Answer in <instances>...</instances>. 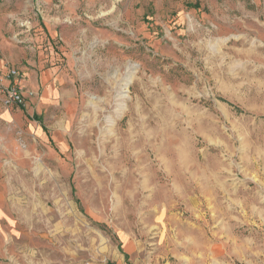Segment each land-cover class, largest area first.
<instances>
[{
    "label": "rangeland",
    "instance_id": "obj_1",
    "mask_svg": "<svg viewBox=\"0 0 264 264\" xmlns=\"http://www.w3.org/2000/svg\"><path fill=\"white\" fill-rule=\"evenodd\" d=\"M0 15L61 97L36 111L10 67L25 103L0 118V264H264V0Z\"/></svg>",
    "mask_w": 264,
    "mask_h": 264
},
{
    "label": "crops",
    "instance_id": "obj_2",
    "mask_svg": "<svg viewBox=\"0 0 264 264\" xmlns=\"http://www.w3.org/2000/svg\"><path fill=\"white\" fill-rule=\"evenodd\" d=\"M11 28L10 24L8 25V19H4L3 16L0 15V77L2 78L11 66L13 67L15 64H22L21 69L23 76L21 78L20 86L22 85L27 95H31L30 103L28 104L36 103L35 107H33L36 111H40L44 107H53L55 102L61 99L56 88V81H58V78L54 80L53 73L50 70L45 69L40 72H36L31 69L33 66L36 67V63L31 59V57L28 58L25 54L18 55L15 43L9 42L6 38V34L11 32ZM2 84L7 86L8 81L3 80ZM52 90H56V96L50 93ZM67 104L68 103H66V105ZM10 108L13 107L5 108V110H3L0 114L2 121H8L12 118L11 111H9ZM31 127L35 128V126L32 125ZM0 212L2 214L0 220H4L5 215L3 208L1 207V200Z\"/></svg>",
    "mask_w": 264,
    "mask_h": 264
},
{
    "label": "built area",
    "instance_id": "obj_3",
    "mask_svg": "<svg viewBox=\"0 0 264 264\" xmlns=\"http://www.w3.org/2000/svg\"><path fill=\"white\" fill-rule=\"evenodd\" d=\"M18 77L19 73L14 68H9L2 78L0 77V100L5 108L24 106L25 98L22 88L17 83ZM3 80L8 81L7 86L2 84Z\"/></svg>",
    "mask_w": 264,
    "mask_h": 264
}]
</instances>
